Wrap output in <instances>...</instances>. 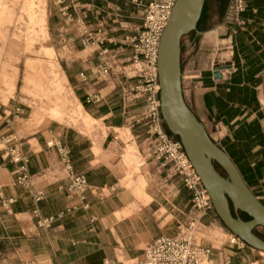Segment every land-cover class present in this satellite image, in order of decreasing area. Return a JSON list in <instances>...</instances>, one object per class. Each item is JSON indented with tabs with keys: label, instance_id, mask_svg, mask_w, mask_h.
<instances>
[{
	"label": "crops",
	"instance_id": "1",
	"mask_svg": "<svg viewBox=\"0 0 264 264\" xmlns=\"http://www.w3.org/2000/svg\"><path fill=\"white\" fill-rule=\"evenodd\" d=\"M214 1L205 0L207 18L197 37L183 41V93L207 131L211 125L221 138L243 148L249 160L246 171L212 138L264 204V95L258 92L264 77V0H247L250 19L245 11L246 22L234 24L228 53L235 61L221 71V80L202 62L205 47L218 44L214 34L222 28L210 30ZM66 8L91 28L102 14L115 23L118 17L132 18L139 9L135 0H46L47 25L53 21L55 29L62 30ZM243 32L250 37L238 38ZM94 52L72 50L61 58L62 66L58 62L76 102L96 124L94 131L60 121L36 127L27 109L13 103L0 107V264H135L148 245L176 236L196 216L204 226L202 243L211 249V264H264V252L232 242L236 235L215 209L197 213L183 179L154 154L147 125L136 121L145 100L134 91L138 79L126 71L132 52ZM102 65L110 71L99 76L94 68ZM15 89L13 85L11 92ZM163 126L171 139L180 141ZM59 145L70 151L72 172L87 179L84 199L68 194L70 172ZM21 167L28 175L25 183H20ZM137 170L139 179L132 181ZM48 217H54L51 227H38V220ZM261 229L254 230L264 240Z\"/></svg>",
	"mask_w": 264,
	"mask_h": 264
},
{
	"label": "rangeland",
	"instance_id": "2",
	"mask_svg": "<svg viewBox=\"0 0 264 264\" xmlns=\"http://www.w3.org/2000/svg\"><path fill=\"white\" fill-rule=\"evenodd\" d=\"M143 3L145 4V1ZM228 4L229 0H215L210 9L212 20L210 30H213L217 25L222 28L217 34H214L218 44L205 47L202 62L208 68L215 69L220 66L233 65L235 61L232 54L229 56L227 52V48L230 46L232 50V43H229L228 40H231V36L234 35L235 26L226 19ZM117 12L121 14L120 11L117 10ZM206 15L207 8L202 13L197 30L186 36L183 41L197 37L198 32L202 30L204 19L207 18ZM104 16L105 14L100 15L96 20L97 25L91 28L84 23L85 19L78 23L77 20L80 18L75 19L71 13H68L64 15L63 29L57 30L53 21L50 25L48 20L47 25L46 0H0V107L3 108V105H6L7 108H10L13 103L17 107L27 109L36 127L60 121L63 122L62 125L80 126L87 132L94 131L96 124L86 118L80 105L76 102L58 62L62 66V57L70 55L72 50L84 48L86 53L95 51V54L102 53L104 49L114 50V53L111 54L131 53L132 50L126 43V37L131 38L136 35V29L141 22L142 8H136L132 18L118 17V22L115 23L105 21L102 19ZM246 19H250V17ZM246 19H244L245 22ZM93 21L92 24H95ZM126 22L128 24H125ZM86 32L92 34V39L89 44L87 42V46L82 42L86 39ZM102 40L103 44H99ZM128 56L130 57L132 54ZM29 64L32 65L31 68ZM126 65H128L127 73L134 75L137 66L133 65L132 60L128 61ZM97 69L98 66L94 68V72L100 76L96 72ZM226 75L229 77V72L226 71ZM13 85L16 89L11 92ZM258 92L260 95H264V77L263 86ZM208 132L232 156L240 170L246 171V163L249 160L246 159L243 148L237 144L231 145V142L226 138H221L219 132L212 129L211 125H208ZM169 133L179 139L170 131ZM19 135L24 136L20 133ZM128 158L129 156L126 157V159ZM220 170L226 175L221 168ZM139 172L137 170L132 173V181L139 179ZM256 191L257 194L262 195L259 190ZM259 231L261 234L264 233V229Z\"/></svg>",
	"mask_w": 264,
	"mask_h": 264
},
{
	"label": "built area",
	"instance_id": "3",
	"mask_svg": "<svg viewBox=\"0 0 264 264\" xmlns=\"http://www.w3.org/2000/svg\"><path fill=\"white\" fill-rule=\"evenodd\" d=\"M177 0H148L143 3L135 0L137 7L142 8L140 25L136 29V35L126 37V43L131 47L133 65L135 68L134 77L138 79L134 91L137 96L145 100L143 111L136 121L144 123L148 127L149 134L154 139L153 152L163 160L165 164H170L174 173L183 179L186 188L192 193V205L197 213H205L213 210L211 198L201 183L194 167L192 166L180 141L169 137L164 129V120L160 110V85L158 76V54L160 41L164 29L166 28L172 9ZM247 9V0H229L226 19L233 24L243 25L242 14ZM68 14V8L64 11ZM71 17V15H68ZM78 23L82 19L77 20ZM92 39V34L86 32V39L82 40L87 46ZM99 42V41H98ZM103 40L99 44H103ZM104 54L109 53L108 49L103 50ZM110 67L107 65L99 66V74H108ZM10 139H7L9 142ZM61 161L65 168L70 172L67 191L71 197L84 199L88 189V182L84 174L73 173L70 159V151L67 147L59 145ZM19 158L15 159L18 161ZM20 183H25L28 175L24 167ZM42 194L39 193L37 199L40 200ZM54 217L39 219L38 227H51ZM201 223L198 216L192 218L187 226L182 228L174 237H161L148 245L135 264H210L211 249L203 245L202 238H199ZM232 242L239 243L242 247L246 243L239 237L234 236ZM104 264H120L118 261L106 260ZM223 264H231L226 261ZM258 264V263H251Z\"/></svg>",
	"mask_w": 264,
	"mask_h": 264
},
{
	"label": "water",
	"instance_id": "4",
	"mask_svg": "<svg viewBox=\"0 0 264 264\" xmlns=\"http://www.w3.org/2000/svg\"><path fill=\"white\" fill-rule=\"evenodd\" d=\"M205 0H177L164 29L158 54L160 110L168 130L179 137L223 224L250 247L264 252V240L253 231L264 227V204L246 184L229 155L212 141L205 125L186 103L182 87V38L197 30ZM199 33V32H198ZM216 67L214 79H222ZM217 163L226 173L221 175ZM239 212L250 220L244 221Z\"/></svg>",
	"mask_w": 264,
	"mask_h": 264
},
{
	"label": "trees",
	"instance_id": "5",
	"mask_svg": "<svg viewBox=\"0 0 264 264\" xmlns=\"http://www.w3.org/2000/svg\"><path fill=\"white\" fill-rule=\"evenodd\" d=\"M249 1V0H248ZM263 2V1H262ZM249 6V5H248ZM248 9V8H247ZM203 13V12H202ZM244 16H246V18H248V17H250L251 16V11H246L245 13H244ZM202 17V16H201ZM201 19V18H200ZM200 22V21H199ZM199 22H198V24H199ZM192 33H194V32H191V33H189L188 35H190V34H192ZM260 34V33H259ZM188 35H186V36H188ZM186 36H184L183 38H182V44H183V40H184V38L186 37ZM261 37H264V35L263 34H261L260 35ZM250 36H249V34L247 33V32H243L242 34H240L239 35V37L238 38H249ZM181 55H182V52H181ZM200 121V120H199ZM210 135V134H209ZM211 137V136H210ZM211 139H212V137H211ZM212 141L213 142H215L213 139H212ZM216 143V142H215ZM217 144V143H216ZM218 145V144H217ZM219 146V145H218ZM220 147V146H219ZM215 164V167H216V169L218 170V172L221 174V175H223V176H225L226 177V175H224L222 172H221V170H220V166L217 164V163H214ZM222 169V168H221ZM223 170V169H222ZM224 171V170H223ZM226 174V173H225ZM244 214V213H243ZM244 215H246V214H244ZM247 216V215H246ZM248 217V216H247ZM248 218H250V217H248ZM254 233H255V230L253 231ZM256 234V233H255Z\"/></svg>",
	"mask_w": 264,
	"mask_h": 264
},
{
	"label": "bare ground",
	"instance_id": "6",
	"mask_svg": "<svg viewBox=\"0 0 264 264\" xmlns=\"http://www.w3.org/2000/svg\"><path fill=\"white\" fill-rule=\"evenodd\" d=\"M229 50H231V48L229 47V48H227V52L229 51ZM19 132V131H18ZM20 134H22L21 132H19ZM203 229H204V226H202V224H201V232L199 233V238H202V234H203ZM261 252H263V251H261ZM210 264H211V260H210Z\"/></svg>",
	"mask_w": 264,
	"mask_h": 264
},
{
	"label": "flooded vegetation",
	"instance_id": "7",
	"mask_svg": "<svg viewBox=\"0 0 264 264\" xmlns=\"http://www.w3.org/2000/svg\"><path fill=\"white\" fill-rule=\"evenodd\" d=\"M239 216L244 220V221H248L250 220V218H248L246 215H244L243 213L239 212Z\"/></svg>",
	"mask_w": 264,
	"mask_h": 264
}]
</instances>
